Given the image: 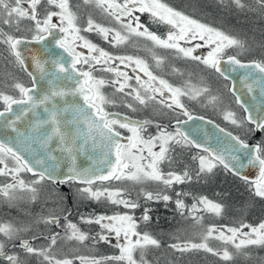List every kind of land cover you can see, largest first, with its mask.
Masks as SVG:
<instances>
[{
	"label": "snow or ice",
	"instance_id": "obj_1",
	"mask_svg": "<svg viewBox=\"0 0 264 264\" xmlns=\"http://www.w3.org/2000/svg\"><path fill=\"white\" fill-rule=\"evenodd\" d=\"M82 2L85 6L99 10L114 26L108 27L98 23L91 15L82 26L79 23L80 17L70 5V0H0V24L15 27L16 31L20 32L21 23L29 21L30 26L24 30L31 33L29 38L0 30V45L5 47L11 63L25 72L31 81V86H26L14 80L9 87L17 94L0 91V177L10 178L11 181L0 186V196L13 203L25 198L18 194H27V198L35 202L39 195L36 185L49 180L56 185H84L77 190L82 198L94 201L104 198L111 204L134 210L140 205L128 198L124 189L93 188V185L105 181H128L134 184L151 181L169 188L174 184L191 182L193 176L187 170L181 173H165L161 168L165 162L173 163L171 153L175 147H181L196 148L203 153L193 156L194 160H198L195 174L197 179L201 175L213 173L214 169L220 167L245 181L255 196L264 199V140L249 144L240 136L219 128L224 139L217 138L220 148L214 150L201 144L184 130V125L189 121L204 118L193 116L181 98L187 96L189 99H197L209 93L207 86L194 85L191 80L186 81L183 86H174L156 75L144 58L114 55L82 33L95 32L112 47L125 45L133 37L142 38L153 48L171 51L177 58L196 61L225 80L229 77L221 67L222 63L230 66L231 71L243 69L245 74L240 81L243 88L247 93H252L258 85L262 96L264 59L245 63L236 55H228L225 58V50L229 48L247 51L245 41L201 22L185 11L169 6L163 0ZM231 3L239 9L246 7L243 0H231ZM256 3L264 11V0H256ZM189 6L193 10L197 7L195 4ZM137 13H147L155 22L169 26L166 38L145 27ZM50 38L53 46L66 56L56 54V58L42 60L33 54L31 63L26 61L21 45L43 44ZM181 42L191 46H182ZM205 47L209 49L205 56L194 54L198 49ZM152 60L158 67L165 62V58L154 51ZM121 66L131 69L132 74L126 70L122 71ZM97 71L112 73L113 78L97 77ZM173 71L179 72L178 69ZM106 86L112 87L115 93L122 94L125 98L130 97L132 102H125L124 106L132 111L137 110V104L145 107L149 103L162 104L174 113L173 130L168 131L167 128L156 124V135L146 138L143 133L147 131L151 121L132 120L128 116L106 110L107 105L116 103L115 99L104 94L103 89ZM229 90L235 97V102L247 115L243 120H237L235 113L226 111L223 114L224 119L237 127H243L245 123L251 125L252 127L247 129L249 134L264 132V112L254 116L253 111L245 106L241 95H237L235 87ZM216 99L211 97L210 102L214 103ZM119 129H124L131 135L125 137ZM122 140L127 142L122 143ZM89 153L98 155L93 158ZM79 155H87L92 160V166L77 167ZM65 161L68 163L66 175L60 171L61 164ZM246 166L258 169L255 179L241 173L240 169ZM25 172L31 173L35 179L26 182L21 178V173ZM142 195L147 201L171 200L169 195L160 193L145 191ZM176 195V208L184 215L186 205L179 197L186 194L177 192ZM197 211L220 215L223 206L206 197H200L188 210L189 215ZM192 219L199 222L202 217L193 215ZM141 220H150L147 210ZM81 221L99 225L100 232L90 237L76 224L68 222L62 238L78 244H84L89 239L94 243L111 244L114 238V246L119 249V254L99 258H58L53 249L58 238H61V233L52 232L45 235L41 232L38 236L34 235L33 240L43 239L48 242L45 247H36L30 240L19 238L20 233L32 231V224H2L0 235L5 237L6 241L18 239V245L13 246H18L21 252L9 254L5 250L6 241L0 240V257L8 264H27L28 257L39 258L41 264H76V261L79 264H149L145 258V250L150 246L161 247L158 239L147 232L137 231L138 222L128 213L82 216ZM34 223L36 226L56 228L61 225V219L53 211L47 216H40ZM245 228L249 231L245 232ZM210 239L219 240L225 245L230 244L235 249V254L228 248L221 251L211 247L208 243ZM169 247L179 253L203 251L226 262L232 261L235 255L247 259L250 258V253L245 249L264 248V222L258 226L241 223L239 227H209L200 233V242L173 243ZM137 250H140L139 259L134 255Z\"/></svg>",
	"mask_w": 264,
	"mask_h": 264
},
{
	"label": "rangeland",
	"instance_id": "obj_2",
	"mask_svg": "<svg viewBox=\"0 0 264 264\" xmlns=\"http://www.w3.org/2000/svg\"><path fill=\"white\" fill-rule=\"evenodd\" d=\"M243 1L245 2L244 4L246 5V7L244 9H241V11L245 12L244 13L245 17H243V19H242V17H240V19H238L239 21L237 23H235V25L236 24L240 25L241 27H243L245 29H250L251 26L253 25L252 30L255 28V26L257 28H255L254 30H258V28H260V25H259L260 21L258 22V17L256 15L259 14L258 13L259 11H261L263 13H264V11H262L260 9L259 5L256 3V0H243ZM200 2H201V0H180V5H182L186 9H190L191 7L189 5L195 4V5H197L195 10H197V9L200 10V7H201ZM218 2L220 4L221 0H218ZM221 6L226 7L227 13L224 12V15H226L227 18L231 17V13H232L231 8L232 7L235 8V5H233L231 3V0H223V3H221ZM238 12H240V11H238ZM251 17H254L257 19L254 20ZM250 20H252V25H249V24H251ZM230 21H227L224 17H222L220 19L216 18L213 22L217 23L219 25L222 24L223 27H228V26H230L229 24H231ZM255 21H257V22H255ZM216 25H214L215 28H218V29L222 28L223 29V27L219 28V26L218 25L216 26ZM224 30H225V28H224ZM233 31H235V30H233ZM93 35L98 36L95 32H93ZM93 35H92V33H87V38H89L91 40V36H93ZM91 41L93 42V40H91ZM104 43H105L104 46H107V47H105V49L111 50L112 46L105 41H104ZM4 49H5V47L3 45H0V52H2ZM228 50H230V48L225 50L224 55L226 54V52ZM205 51H207V50H205ZM205 51L203 52L204 55L202 54L203 56L206 55ZM3 58H4V60H1ZM5 61H6V64L8 66L9 72L8 73L4 72L3 74H0V91H4L7 94H17V93H14L9 86L14 82V80L19 81L21 83H24L25 82L24 77H23L24 75L21 74V72L18 69V66H14L11 63V60L9 58H7L6 54L3 52V54H0V65L3 66V63H5ZM178 63H179L178 61L171 60V63L169 62L168 65H166L165 63L160 65L158 67V71H157L156 75H160L162 78H165V79L169 78L167 76H171V75H173L172 73H175L173 71L174 67L172 65H174L176 67V65ZM202 67H203V65H202ZM189 68L191 70L196 69L194 65H188L187 69H189ZM97 72L99 74L102 73L101 71H97ZM180 73H182V75L181 74L179 75V73H176L175 79L177 82H179V84H175V86H177V87L183 86L184 83L188 80H191V83L194 85L201 86L199 84V82H200L199 75L192 74V76H191V75L187 74L185 71H182ZM202 73H203V78H202L203 79V85L207 86L210 90L209 93L198 97V99H202L201 97L205 98L206 116L209 118H210L209 115L217 117L226 127H228V129L230 128V130H233L234 132H236L240 137L244 138L246 141H247V139H250L252 137L253 133L249 134L247 132V129L249 127H252L251 125H248L245 123L243 127H237V126L231 124L229 121L224 119L223 114L226 111H231V112L235 113V117L237 120H243L245 118L243 116L242 110L237 108V106L234 105V102H233L234 98L232 97V95L230 93L229 87H228V92H229L228 96L227 97L225 96L226 98L224 97V99H223L220 95H218V94H220L219 91L225 89L224 85L221 84L220 79L216 76L213 77L210 73H205V71L203 69H202ZM110 74H112V73H110ZM204 74H206V75H204ZM222 80H224V79H222ZM226 84H228V83L226 82ZM211 97L217 98L214 103L210 102ZM181 99H182L183 103L189 101V98L187 96L182 97ZM195 108H197V107H195ZM211 119H213V118H211ZM262 140H264V132L262 133V135L259 138H257V142L259 143ZM198 153L199 152L196 153V151H195V153L185 152V154L184 153L183 154L186 156L183 159H181V157H178L180 154L178 155V153H173V154H171L173 157V163L169 164V163L165 162L164 164L161 165V168L165 173H167L168 171H175L177 173H181L184 170H187V171H189V173L192 176H196L195 174H196V171L198 169V160H194L193 156H196ZM199 154H203V153H199ZM219 168L220 167L214 169L213 172L218 174ZM220 173H223V172L220 171ZM212 175H214V174H212V173L211 174H204L201 176L204 177V179H203V181H204V180H206V178L208 176L212 177ZM27 180L28 179L25 178V181H27ZM6 181H8V180H6V177H0V186L5 184ZM236 182L247 187L248 191L251 194H253L251 187L248 184H246L245 181H241V180L237 179ZM208 183L209 184H207V186L209 188L211 186H213L212 183H210V182H208ZM129 184H130V182L126 183L124 181H121V182L116 181L113 184L105 185V186L97 184V185H94L93 188L103 187V188H111V189H117V188L124 189L126 191V193L128 194V198L135 200L139 203L140 206L137 208L138 212H139V210L142 209L144 205H150V204L154 203V201L145 200L142 193L145 191L151 192L152 190L158 191L159 190L158 186L163 185V184L157 185V184H154V182H151V183L145 182V183H143L144 185L139 184L140 185L139 187H135V186H130ZM187 184H188V182L184 183V184H174L171 186L173 188L177 187L179 189L178 191L180 193L186 194V195H181L179 197V199H182L184 204L186 205V210L184 212V215H181L180 211L177 210L176 205H175L174 209L176 212L180 213V215L183 216L185 219H188L191 221L190 223H192V224H187V225L199 226V225H197L198 223L204 224V222H208L210 224L207 225L208 226L207 228H209V227L220 228L219 226H222V225H227V226L233 227L236 224H238L239 222L243 221L244 216H246L245 212L241 216L237 217V218L241 219V220H239V222H236L230 218L228 219V221H222L223 216H225V218L227 219V212L224 209L225 208L224 203L222 201L220 203L214 197L212 198L211 193L202 194L199 197L195 198L194 194L190 193V190L188 189ZM204 184L205 183H203V186H204ZM36 187L38 188L39 195H38V198L35 202H32L31 200H29L27 198V194H18V195H23L25 198L24 199H18L13 203H9L7 200H5V198L3 196H0V225H2V224H13V225L19 226L22 224H32V231L31 232H22L19 234V238H22V239H26V238H28V239L32 238L33 239L34 235L38 236L41 234V232H43L45 235L52 233L53 229H51V227H45L43 225L36 226L34 221L37 218H39L40 216H47L50 212H53V211L59 216L61 213H65L68 210V207L65 205H63V207L60 209V211L55 210V208L51 209L50 207L47 208V211L43 210L42 201L45 200L44 197L49 198L52 195H56V191L55 190H44L42 188V186H40V185H36ZM135 188L137 191L133 192V190ZM77 190H78L77 188L73 187V191L75 194L74 197L76 199H79V197L81 195L79 194V192ZM153 193L156 194L155 192H153ZM167 194H168L167 192H164V195H167ZM200 197H206L210 201L221 204L223 206V212L220 215H214V214L207 212V211H197L195 213H192V215H189L188 210L191 209V207L194 203H197V201ZM235 197H236V191H233L230 199L235 200ZM84 200L89 205V208L97 206V209L93 210L94 212L90 211L86 215H83L84 217H94L96 215H101L102 213H104L103 211L101 212L100 210H98L99 207L105 206L107 210H108V208L112 209V207H114V204H111L110 202H108L104 198H101L100 201H94V200H89V199H84ZM79 202H80V200H78L76 202V207H78ZM161 202H163V200H161ZM229 202L230 201H228V203ZM16 203H17V205H16ZM165 204H166V206H168L167 202ZM118 206H121V205H118ZM243 206H244L245 210H246V208L247 209L249 208V206L245 203H243ZM198 207L202 208L203 206H198ZM165 208H166V210H168L167 207H165ZM238 208L239 207H238V204L236 201V205L233 206L232 208L229 207L228 210H230L231 212H234L236 215H239L241 212H240V210H238ZM123 209L125 210L127 208H123ZM120 210H117V211H120ZM109 211L110 210H108V212H107L108 214H109ZM117 211L114 210L113 212H117ZM147 211H148V209H147ZM3 212H4V214H3ZM110 213H111V215H114L112 212H110ZM148 215L150 216L149 213H148ZM193 215L202 217V219L199 222H197V221L192 219ZM79 219L80 220L78 222L73 221L72 223L76 224L77 227L80 228L81 231L87 233L90 237L94 236V234L93 235L90 234L92 230L86 228L85 225H87V223H83L81 221V218H79ZM205 219H207L208 221L207 220L205 221ZM262 220H264V219H262ZM145 223L146 222H144L143 220H141V218H139L137 231H139L141 233L147 232L144 229V226L146 225ZM66 224L63 225L64 228H65ZM91 225L94 227L96 226L97 229H100L99 225H96V224H90V226H88V227H91ZM244 231L247 232L249 230L247 228H245ZM194 233H195L194 230H192L188 226H184L180 230V233H178V234L182 235V237L185 238L184 240H178L179 238L177 236H179V235H176V237H171L172 239H170L169 235L168 236L166 235V237H168V238L165 240V243H164V241L159 240L161 242V247H160L161 249L150 246L145 250L146 260L149 261V264H158V262L161 261V257L164 256L163 254H166L167 257L170 256L171 258L174 256H177V255L180 258L182 257V255L184 257H187L189 254L192 255V252H188V253L176 252L173 249H171L169 247V245H171L173 243H183V242H187V241L200 242V237L198 236V234L195 235ZM150 234H151V236L154 235V233H150ZM63 235H64V232L62 233L61 238L59 239L61 241L58 244V248L56 250L58 252V254L53 249L54 254L58 258L74 259L76 256H94V257L99 258L102 256H114V255L119 254V249L114 246L115 244H112V243L108 244V243H103V242H101L102 244L94 243V241L91 239L86 241L84 244H78L75 241L64 240L62 238ZM187 236H189L188 239H186ZM0 240L6 241V238L3 237L2 235H0ZM113 241H115L114 238H112V242ZM18 242H19L18 239L15 241H6L5 249H7V247L11 248L10 249L11 254L20 253L21 249L18 246H16V247L13 246L14 244L18 245ZM47 243L48 242L46 240L38 239V241H35V243L33 245L36 247H45V246H47ZM208 243L211 247L216 248L218 250L222 251V249L228 248V250L231 252V247H230L231 245L230 244L227 245L226 247L223 246V248H222V245H220L222 242L219 240L210 239ZM109 245H112V247L110 249L113 251V255H106L110 250ZM198 253L200 254V253H206V252L199 251ZM208 254L211 255L210 253H208ZM134 255L137 259H139L140 250H137L134 253ZM0 264H8V263H5V262L3 263L2 261H0ZM27 264H41V261L39 258H36V257H28L27 258ZM76 264H79V262L76 261ZM109 264H114V262H109ZM207 264H210V263L208 262Z\"/></svg>",
	"mask_w": 264,
	"mask_h": 264
},
{
	"label": "flooded vegetation",
	"instance_id": "obj_3",
	"mask_svg": "<svg viewBox=\"0 0 264 264\" xmlns=\"http://www.w3.org/2000/svg\"><path fill=\"white\" fill-rule=\"evenodd\" d=\"M163 2L167 3L169 6L177 8L178 10L185 11L187 14L193 15L194 18L198 19L197 10H192L191 8L190 9L184 8L182 5H180V0H172V1L163 0ZM70 5L72 6L73 11H75L78 14V16L80 17L79 23L82 26L85 24V21L89 15H91L92 18L98 23L104 24L105 26H108V27L114 26L113 23L105 15H103L99 10L83 5L82 0H70ZM45 7H47V6L45 5ZM136 15L140 16L141 23L145 27H147L150 31L156 33L157 35H160L162 38H166L167 32L169 30V26L155 22L147 13H142V14L137 13ZM27 26H30V22L29 21H23L21 23V31L17 32L15 27L10 28L7 25L0 24V30H3L5 32H9L10 34H13V35L26 36V37L30 38L31 33L24 30ZM82 34L87 37V33H82ZM92 35H93V33H92ZM91 40H93V43L97 44L101 48L105 49V47H107V46H104L105 43L103 41V38L99 35L98 36H94V35L91 36ZM197 42H199V41H197ZM181 43H182V46H186V47L191 46V45H184L183 42H181ZM150 49H151V51H150ZM79 50L84 51L83 49H79ZM105 50L113 53L114 55H130V56H138V57L144 58L150 64L152 71L155 74H157L158 66H156L152 60V51H154L156 54L161 55L165 58L164 63L166 65H168L169 62L171 63V60H175V61L179 62L176 65V67L174 65H172L174 67V69H178L179 72H175V73H172L173 75L167 76L169 78H166V80L169 81V83H171L174 86H175V84H179V82H177L175 79L176 73H179V75H180V72L185 71L187 74H189L191 76H192V74L199 75V77H200L199 84L201 86H204L203 85V79H202L203 73H202V65L201 64H199L196 61L183 59V58H177L176 55L171 51L163 50L160 48H153V46L148 41H146L142 38L133 37L125 45H121L118 47H111V50H107V49H105ZM205 50H207V51H205ZM204 51H205V54H207L209 49L206 47L201 48V49H198L197 52L194 54L200 55L203 57ZM3 52L6 54V57L9 58L7 55V51L3 50L2 52H0V54H3ZM9 59L11 60V58H9ZM1 60H4V58ZM188 65H194L196 69L195 70H191L190 68L187 69ZM18 69L21 72V74L24 75L23 77H24L25 82L23 84H25L26 86H31V81H30V78L28 77V75L25 72H23L19 67H18ZM121 70L122 71L126 70L129 72L130 75L132 74L131 69H124L121 66ZM4 72H6V73L9 72L6 61H5V63H3V66L0 65V74H3ZM95 75L97 77H103L105 79H112L113 78V74L105 73V72H102L100 74L98 72H95ZM158 76H160V75H158ZM145 79H146V77H145ZM220 81L225 86V89L228 92V84L226 87V82L224 80H220ZM132 83L134 84L135 81L133 80ZM221 91H224V90H221ZM103 92L106 96L113 98L116 101L115 105H107L106 106L107 111L119 112V113H122L124 115L126 114L130 118H133L136 120L137 119L141 120V121L149 120L152 122L151 125L147 128V131L143 133V135L146 138L148 136H151V135H156V133H157L156 124H160L162 127L167 128L168 131L173 130L172 128L170 129L165 124L171 126V124L175 123L174 113L171 110L164 108L162 104L149 103L148 106H146V107L140 106L137 104V105H135L137 110L132 111L129 108L124 106L125 102H132L130 97L125 98L122 96V94L115 93L114 89L112 87H108V86H106L103 89ZM221 97L224 99L223 96H221ZM201 98L202 99H198V98L197 99H189V101L185 102L184 104H185L186 108L188 109V111H190L193 116L199 115V116L206 118L205 98L204 97H201ZM158 99H159V97H158ZM235 106H237V105H235ZM195 107H197V108H195ZM237 108L241 109L238 106H237ZM181 119H186V118L181 117ZM119 131H121L122 135L125 137L131 135L130 133H128L124 129H119ZM195 151H200V150H198L196 148L175 147L171 154H173V153H184V152H195ZM21 178L24 180H25V178L28 179L27 180L28 182H31L33 179H35V177H33L32 175H30L29 173H26V172L21 173ZM9 179L10 178L6 177V180H8V181H6V183L11 182ZM39 185L42 186V188L44 190H55L56 191V195H52L49 198L44 197L45 200L42 201L43 210L47 211V208L50 207L51 209L55 208V210L60 211V209L63 207V205L68 207L67 212L61 213L59 215L60 218L61 217L62 218L67 217V219L62 220L61 225L59 227L51 228V229H53L52 232H59L62 235V233L64 232V227H63L64 224H66L68 222L72 223L73 221L78 222L80 220L79 218H81L83 215H86L88 212L97 209V206L89 208V205L85 202L84 198H82L81 196L79 197V199H76L74 197L75 194L73 191V187L79 189V188L84 187V186L77 185L76 183H67V184H65L66 190H64V189H61L60 187H57L56 184H53L49 180L42 181ZM133 192H136V188L133 190ZM78 200H80V202H79L78 207H76V202ZM16 205H17V203H16ZM123 208L124 207L122 205L121 206L114 205V207H112V209L108 208V210H110L109 214L107 213L108 210L106 209L105 206L99 207L98 210H100L101 212L103 211L104 213H102V214L108 215V216H111L110 212H112L114 215L115 214L128 213L130 215H133L134 218L137 220V222L139 221L140 214L143 212H141L140 210L138 212L137 208L134 210H130V209L124 210ZM114 210L115 211L120 210V211L113 212ZM149 211H150V209H149ZM3 214H4V212H3ZM148 225H149L148 228L144 227V229L147 231H149V230L152 231L153 228H155V226H154L155 220H154L153 215H150V220H149ZM85 226L88 227V226H90V224H87ZM26 239H28V238H26ZM59 239L60 238H58L57 246L54 248L55 252H57L56 250L58 248V244L61 241ZM30 240H32L31 242L33 244L35 243V241H38V239L33 240L32 238ZM115 243H116V241L112 242V244H115ZM110 247H112V245H110ZM10 249L11 248L7 247V249H5V250L9 254H11ZM57 254H58V252H57ZM0 261H2L3 263L4 262L8 263L6 260H4V258H0Z\"/></svg>",
	"mask_w": 264,
	"mask_h": 264
},
{
	"label": "trees",
	"instance_id": "obj_4",
	"mask_svg": "<svg viewBox=\"0 0 264 264\" xmlns=\"http://www.w3.org/2000/svg\"><path fill=\"white\" fill-rule=\"evenodd\" d=\"M172 1V0H170ZM188 2V1H187ZM244 2V1H243ZM245 3V2H244ZM201 7L200 10L197 9V16H198V20H200L203 23H207L211 26L214 27V25H216L217 23H214L213 21L216 18H222L224 17L227 21H230L231 24H229L230 26L228 27H223V25H219L220 30L228 33L229 35L235 36L238 39H241L243 41H245L246 45L248 46V50L247 51H240L236 48H230V50H228L226 52V54L228 55H236L237 58L241 59V60H262L264 59V13L259 11L258 15H256L258 17V22L260 23V28H258V30H254L255 28H257L255 26V28L252 30V20L251 24L252 25L250 29H245L243 27H241L240 25H235V23H237L240 19V17H245V12L241 11V9L237 8V7H232V13H231V17H226V15H224V12L227 13L226 11V7L221 6V3L219 4L218 0H201L200 2ZM201 11V12H200ZM240 11V12H238ZM254 20H256L257 18L251 17ZM233 21V22H232ZM257 22V21H255ZM216 25V26H217ZM256 25V24H255ZM225 26V25H224ZM225 28V30H224ZM229 29V30H228ZM235 30V31H233ZM4 51H6L4 49ZM225 54V55H226ZM8 55V53H7ZM9 57V56H8ZM10 58V57H9ZM202 69L205 71V73H210L213 77H218L220 80L221 77L217 74L214 73V71L205 68V66L202 67ZM206 75V74H204ZM222 84V83H221ZM225 87V86H224ZM227 87V84H226ZM220 94L223 97H227L228 96V92L226 89H224V91H219ZM231 96V95H230ZM231 98V97H230ZM210 118L215 119L216 121L218 120L221 124L222 122L217 118L214 117L212 115H209ZM199 151H196V153ZM191 153V152H190ZM195 153V152H193ZM201 153V152H199ZM180 154V155H179ZM185 154V152H184ZM183 153H178V157H181V159H183L186 155H184ZM220 171H222L223 173H220ZM214 175H212V177H207L206 180L203 181L204 177L200 176L199 179L196 178V176H193V179L191 182H188L187 187L190 190V193L194 194V197L197 198L202 194H209L211 193V197L217 199L220 203L221 201L224 203V209L227 212V219L225 218V216L222 217V221H228V219H232L236 222H239V216H241L242 214H246V216H244L243 221L239 222L238 224H236L233 227H239L241 223H245V224H250L252 226H258L259 223L264 222V199H261L260 197L254 196L253 194H251L248 191V188L245 187L244 185H241L239 183L236 182L237 178L235 176L230 175L228 172H226L225 170H223L222 168H219V173H212ZM203 181V182H202ZM114 182H110L107 183L105 185H110L115 183ZM126 183H128V181H124ZM151 183V181H149ZM207 182V183H206ZM208 182L212 183L213 186H211L210 188L207 186V184H209ZM194 183V184H193ZM203 183L204 186H203ZM154 184L159 185V183L154 182ZM98 185H102V184H98ZM102 185V186H105ZM130 186H135V187H139L140 185H144L142 184H134L132 182H130L129 184ZM158 191H154L152 190L151 192H155V193H160L164 195V192H167L170 197L171 200L168 201V206H166V202H161L160 201H155L154 203L150 204V205H144L142 209H140L141 213L140 214V218L143 216L145 210H147L148 208V213L150 215L154 216V220H155V229L153 228L152 231H147L148 234L150 233H154V235L152 237H155L158 240H162L165 243V240L168 238L166 237V235L170 237V239H172L171 237H176V235L179 239L178 240H184L185 238L182 237V235L178 234L180 233V230L184 227V226H188L189 228H191L192 230L195 231V235L198 234V236L200 237V233L202 231H204L209 225L210 223L208 222H204V224L202 223H198L197 225L199 226H195V225H187V224H192L190 223L191 221L188 219H185L183 216L180 215V213L176 212L174 207H175V201L178 199L176 193L179 192L177 187H170V188H166L165 186H158ZM236 191V197L235 200H231L230 197L232 196V192ZM228 201H230L228 203ZM236 201L238 204V210H240V214L236 215L234 212H231L229 209V207H233L236 205ZM189 202V201H188ZM243 203L247 204L249 206V208L246 210L244 209ZM168 210H166V208ZM263 215V216H262ZM238 219V220H237ZM189 222H188V221ZM207 219H205L206 221ZM208 221V220H207ZM149 221H147L144 227H149L148 225ZM186 223V224H185ZM227 225H222L219 226L220 228H223ZM230 227V226H227ZM91 231L90 234H94V236L97 234V232H100V229H97V227L92 226L88 227ZM97 229V230H96ZM249 230V229H248ZM151 235V234H150ZM165 235V236H164ZM189 236H187L186 239H188ZM198 238V237H197ZM169 242V241H168ZM99 244H102L101 242ZM220 245L226 247L227 245L221 243ZM231 247V252H233L235 254V249ZM110 245H109V249H110ZM161 249V248H160ZM223 250V249H222ZM245 251L250 253V258H244L243 256L240 255H235L234 259L232 261L226 262L216 256L213 255H209L208 253H198V252H192V255H188L187 257H184L182 255V257H178L174 256V257H170V256H166V254H163L164 256L161 257V261L158 262V264H207L208 262L210 264H264V248H260V247H251L249 249H245ZM106 255H113V251L110 249L109 252Z\"/></svg>",
	"mask_w": 264,
	"mask_h": 264
},
{
	"label": "water",
	"instance_id": "obj_5",
	"mask_svg": "<svg viewBox=\"0 0 264 264\" xmlns=\"http://www.w3.org/2000/svg\"><path fill=\"white\" fill-rule=\"evenodd\" d=\"M28 49H30L31 51H28ZM21 50L25 56L26 61H28L29 63H31V56L33 54L37 55L42 60H47L50 58H56V54L66 56V54L62 53V51L60 49H56L53 46V43L51 42V38L49 39V41H45L43 44L33 43V44H28V45H21ZM250 61H252V60L242 61V62L247 63ZM221 67L225 69L226 74L229 77V79L226 80V81H229V84H230L229 89L233 86L235 87L237 95H241L242 101L245 103L246 107H248L249 109H251L253 111V115L256 116L258 113L264 112V96L261 95L260 87L257 85V86H255L254 91L252 93H247V90L244 89L242 84L240 83L242 77L245 74V70L236 69L235 71H231L230 66L223 64V63L221 64ZM32 70H34V69H32ZM112 113H119V112L113 111ZM119 114L121 116H127L126 114L125 115L122 113H119ZM246 115L247 114L244 112V117ZM194 116L195 117H202V116H197V115H194ZM130 119L136 120L133 118H130ZM137 121H141V120L137 119ZM208 121H211V123H208ZM165 125L168 126L170 129L171 128L173 129L172 126H174L175 123L171 124V126H169L167 124H165ZM219 128H223V127L208 117L204 118L203 120H200V119L192 120V121H189L186 125H184L185 131H188L201 144H204L206 147H209V148L214 149V150L220 148V145L218 144L217 138L224 139L223 133H220L218 130ZM226 131H228V130H226ZM228 132H231V131H228ZM205 133H207L206 136H205ZM261 134H262V132H255L253 135V138L248 143L249 144H255L256 143L255 139L260 137ZM233 135H235V134L233 133ZM121 142L126 143L127 141L122 140ZM89 155H92L93 158H95L98 154L89 153ZM246 163H247V161L245 160V164ZM90 166H92V160H90L87 155H79L78 156L77 167H90ZM67 168H68V163H67V161H65L61 164L60 171L66 175L67 174ZM240 171L243 175L248 176L250 179H255L257 174H258V169L255 167H252V166H246L245 168L240 169ZM230 174H232V173H230ZM236 177H238V176H236ZM105 182H111V181H105ZM105 182H103V183H105ZM97 183H101V182H97ZM79 185H81V184H79ZM56 186L60 187L61 189L66 190L65 184L56 185ZM60 219H61V221L65 220V218H62V217ZM27 240H30V239H27ZM30 241H32V240H30ZM0 258H3V257H0Z\"/></svg>",
	"mask_w": 264,
	"mask_h": 264
},
{
	"label": "bare ground",
	"instance_id": "obj_6",
	"mask_svg": "<svg viewBox=\"0 0 264 264\" xmlns=\"http://www.w3.org/2000/svg\"><path fill=\"white\" fill-rule=\"evenodd\" d=\"M223 79V78H222ZM226 81V80H225ZM227 83H228V87H230V84H229V81H226ZM231 93V92H230ZM232 95V94H231ZM232 97L234 98V100H235V97L232 95ZM197 116H199V115H197ZM205 118V117H204ZM137 191V190H136ZM86 228H88V227H86ZM89 229V228H88ZM5 260V259H4Z\"/></svg>",
	"mask_w": 264,
	"mask_h": 264
}]
</instances>
